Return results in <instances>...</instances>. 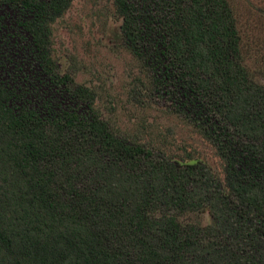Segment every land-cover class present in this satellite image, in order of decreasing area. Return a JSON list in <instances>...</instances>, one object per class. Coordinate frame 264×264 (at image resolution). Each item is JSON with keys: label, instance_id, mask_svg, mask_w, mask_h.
I'll return each mask as SVG.
<instances>
[{"label": "trees", "instance_id": "16d2710c", "mask_svg": "<svg viewBox=\"0 0 264 264\" xmlns=\"http://www.w3.org/2000/svg\"><path fill=\"white\" fill-rule=\"evenodd\" d=\"M72 1L0 0V264H264V54L231 0H113L145 90L222 177L117 132L60 71Z\"/></svg>", "mask_w": 264, "mask_h": 264}, {"label": "rangeland", "instance_id": "374dc122", "mask_svg": "<svg viewBox=\"0 0 264 264\" xmlns=\"http://www.w3.org/2000/svg\"><path fill=\"white\" fill-rule=\"evenodd\" d=\"M231 3L244 38L264 54V0ZM120 24L113 0H73L52 24L51 54L60 71L95 91L96 109L117 132L172 157H199L222 177L223 161L215 147L145 90L143 69L126 48ZM199 216L209 221L206 213Z\"/></svg>", "mask_w": 264, "mask_h": 264}]
</instances>
